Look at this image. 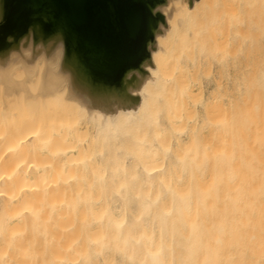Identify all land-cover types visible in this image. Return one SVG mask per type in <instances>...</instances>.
<instances>
[{
  "label": "bare ground",
  "instance_id": "bare-ground-1",
  "mask_svg": "<svg viewBox=\"0 0 264 264\" xmlns=\"http://www.w3.org/2000/svg\"><path fill=\"white\" fill-rule=\"evenodd\" d=\"M210 1L0 0V264H264V0Z\"/></svg>",
  "mask_w": 264,
  "mask_h": 264
},
{
  "label": "rangeland",
  "instance_id": "rangeland-1",
  "mask_svg": "<svg viewBox=\"0 0 264 264\" xmlns=\"http://www.w3.org/2000/svg\"><path fill=\"white\" fill-rule=\"evenodd\" d=\"M209 1V3L211 2L210 0H208ZM213 1V0H212ZM215 1V3L214 2H212L213 3V5H216V4H218V2H221V1H217V0H214ZM216 1H217V3H216ZM225 1H227V0H224V2ZM237 1V0H236ZM236 1L234 0V1H230L231 3H228L229 1H227V2H225L224 4H227V6H228V4L230 5V7L234 10H238V8L239 7H241V6H243V8L241 7V9L239 8V10H241L240 12H244V11H246V10H249V7L250 6H257V5H259L260 3H261V0H241V2H242V4H241V2L240 3H236ZM240 0H238L237 2H239ZM222 2H223V0H222ZM211 3V4H212ZM235 5H234V4ZM220 4V3H219ZM219 4H218V10H221V9H224L223 7H224V5L222 4H220V6H222V8L221 9H219L220 8V6H219ZM237 4H238V6H237ZM239 4H241V5H239ZM244 4V5H243ZM247 7H246V6ZM217 6V5H216ZM232 6H234V7H236V8H233ZM16 7V6H15ZM230 7L228 6L227 8L228 9H230ZM225 8H226V6H225ZM226 8V9H227ZM231 10V9H230ZM238 10V11H239ZM129 12H127L125 15H127ZM129 15V14H128ZM202 15H200V17H201ZM199 17V18H200ZM130 19H131V21L133 22V23H136L137 22V18H136V15H135V13L134 14H132L131 15V17H130ZM236 45H234V47L236 46V49L235 48H233V49H235V52L236 53H232L233 54V57L234 58H232V55H228V67H227V69H228V71H227V69H226V71H225V73H222V75H223V78H224V80H226L227 81V84L229 85L228 87H230V91H229V93H231V98H232V102H235V101H237L240 105H242L243 103H242V101H241V96L242 95H244V94H246V92H248V94H253V95H249V96H253V97H255L256 99H257V96L256 95H258V93L260 92V87L258 86L259 85V77H260V75H261V73H262V67H263V64L261 63V61H262V59H261V57L259 56L258 57V51H257V49H256V45L254 44H252V46L251 45H249V41L247 42L246 41V43H245V45H242V47L241 46H239L238 47V42L236 43V41L234 42ZM261 43H262V40H261ZM241 47V48H240ZM243 49V50H242ZM232 50V49H231ZM254 51V52H253ZM241 52V53H240ZM230 53V54H231ZM234 54L236 55V56H234ZM252 54V55H251ZM255 55H257V57H258V59H257V57L255 56ZM230 56H231V58H230ZM235 57H237V58H235ZM234 59V60H233ZM233 60V61H232ZM238 60L241 62H238ZM238 62V63H237ZM247 62V63H246ZM252 62V63H251ZM262 64H260V63ZM235 63V64H234ZM239 66H238V65ZM241 64V65H240ZM261 65V66H260ZM213 67H215V64L213 65ZM240 67V69L242 68V71L240 70V69H238ZM251 68H252V70H251ZM215 69V68H214ZM235 69V70H234ZM238 69V70H237ZM244 69V70H243ZM242 72H240V71ZM239 71V72H238ZM216 72V73H215ZM215 73V74H214ZM229 73V74H228ZM212 74H214V75H216V74H218V71L217 70H213V73ZM205 73H202L201 74V81H203V83H204V81H205ZM227 75V76H226ZM242 76V77H241ZM234 77V78H233ZM257 79V80H256ZM256 81L255 82V84H253L254 83V81ZM229 81V82H228ZM237 82V83H236ZM250 82V83H249ZM230 83V84H229ZM236 83V84H235ZM245 83V84H244ZM233 84V85H232ZM238 85H240V86H238ZM238 86V87H237ZM238 89V90H237ZM253 89H254V91H253ZM259 90V91H258ZM214 91H216L215 89H214ZM240 91V92H239ZM255 93V94H254ZM255 95V96H254ZM250 98V97H249ZM248 98V101H247V104H248V106H253L254 104H253V102H254V100H255V98H252V100H251V98L249 99ZM253 101V102H252ZM251 104V105H250ZM252 129V130H251ZM253 131V132H252ZM254 128H250V130H248V135H247V138H246V140L245 141H247V142H245L246 144L245 145H247V146H249L250 145V150L252 149V148H254V150L252 151V158L250 157L251 156V151H249V149L247 150V152H246V150H243V154L244 153H246V156L247 155H250L249 157L251 158V160H250V158L249 157H247L246 158V156H245V158H246V160L245 161H247L248 159L250 160L249 162L250 163H247V162H245L246 164H248L249 166H251V167H249L248 168V170L250 169L251 171H253L252 173H249L248 172V170H247V165H245V163H244V165L246 166L245 168V170H247V172H248V174H249V176L252 174V175H254V167L256 168L257 167V165H256V163L258 162V160L257 161H255V160H253V158L255 157V155L257 156V154L259 153V155H260V151H257L256 153H255V151L257 150V148L255 149V147L258 145V147H259V144L257 143V141H256V139H254ZM249 133H254L252 136V139H254L255 140V143H254V140L253 141H251V134H250V137H249ZM249 139H250V141L251 142H253V143H251L250 141H249ZM250 143V144H249ZM251 145H252V147H251ZM245 149H247L246 147H244ZM259 149V148H258ZM245 151V152H244ZM47 154V156H48V154L49 153H46ZM45 154V155H46ZM49 156H51V154H49ZM46 157V156H45ZM257 157H259V156H257ZM257 157H255V158H257ZM50 158V157H49ZM244 158V159H245ZM254 158V159H255ZM30 159V158H29ZM258 159V158H257ZM244 161V160H243ZM254 162H256L254 165L252 164V163H254ZM251 164V165H250ZM251 168H253V169H251ZM256 172H257V168H256V170H255ZM255 172V173H256ZM251 175V179H249V180H251L250 182H254V179L252 178V177H254L255 179H256V176H252ZM256 175V174H255ZM248 176V177H249ZM250 178V177H249ZM249 182V183H250ZM251 184V183H250ZM252 186H253V184H251ZM254 186H255V184H254Z\"/></svg>",
  "mask_w": 264,
  "mask_h": 264
}]
</instances>
